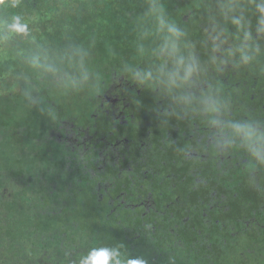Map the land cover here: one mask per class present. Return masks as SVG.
Masks as SVG:
<instances>
[{
	"label": "trees",
	"instance_id": "trees-1",
	"mask_svg": "<svg viewBox=\"0 0 264 264\" xmlns=\"http://www.w3.org/2000/svg\"><path fill=\"white\" fill-rule=\"evenodd\" d=\"M9 3L16 6H0V264H79L94 247H119L120 264L130 257L147 264H264V235L242 243L234 219L157 230L129 213L114 214L94 171H54L84 168L56 135L63 121H89L108 66H134L169 45L156 31L153 3L163 6L177 28L185 25L184 13L197 9V15L231 18L237 29L246 28L242 37L250 38L264 27V0ZM12 16L27 29L9 32ZM38 47L60 72L28 66L26 55ZM69 76L77 86L66 85Z\"/></svg>",
	"mask_w": 264,
	"mask_h": 264
},
{
	"label": "flooded vegetation",
	"instance_id": "flooded-vegetation-1",
	"mask_svg": "<svg viewBox=\"0 0 264 264\" xmlns=\"http://www.w3.org/2000/svg\"><path fill=\"white\" fill-rule=\"evenodd\" d=\"M206 14L184 13L177 53L164 43L134 66H108L89 121H63L56 135L84 168L54 171H94L111 211L146 227L234 219L248 240L264 235V161L228 143L224 126L264 130V27L242 37L231 18ZM180 59L193 70L187 80Z\"/></svg>",
	"mask_w": 264,
	"mask_h": 264
},
{
	"label": "clouds",
	"instance_id": "clouds-1",
	"mask_svg": "<svg viewBox=\"0 0 264 264\" xmlns=\"http://www.w3.org/2000/svg\"><path fill=\"white\" fill-rule=\"evenodd\" d=\"M0 6L14 8L15 4H10L9 0H0ZM150 15L155 20L156 31L165 35V40L171 45L172 53L178 52V41L180 40L182 33L175 26V24L169 22L166 16V12L163 6L159 3H153L151 5ZM19 16H12L11 21L7 24V30L9 32H16L18 27H23L25 30L27 26L19 24ZM23 33H17L22 35ZM28 66L41 73H53L56 74L61 71L55 62L51 61L48 51L42 47L31 51L26 55ZM181 68H184L185 76L187 80L193 73L191 67H184L183 60L177 61V72ZM87 79L85 74L83 77ZM66 85L69 87L77 86V79L73 76H69ZM210 113H218L220 111V105L218 103H210L206 109ZM213 125H219L222 122L216 119L211 121ZM228 131L226 135L229 137L228 143H234L239 141V145L256 160L264 161V130L255 127L251 122H237L231 121L224 126ZM121 251L119 247H94L91 248L86 255H82L79 259V264H120ZM125 264H147L142 257H130L126 260Z\"/></svg>",
	"mask_w": 264,
	"mask_h": 264
},
{
	"label": "rangeland",
	"instance_id": "rangeland-1",
	"mask_svg": "<svg viewBox=\"0 0 264 264\" xmlns=\"http://www.w3.org/2000/svg\"><path fill=\"white\" fill-rule=\"evenodd\" d=\"M156 54H157V53H155L154 55H156ZM154 55H153V56H154ZM153 56H152V57H153ZM152 57H150V58H152ZM111 70H113V69H110V68H109V71H111ZM98 90L100 91V89H98ZM75 105H76V104H75ZM91 107H92V105H89V108H86V109H89V111H90ZM88 117H89V115H88ZM246 241H248V240L242 239V243H245ZM248 242H249V241H248ZM241 245H242V244H241ZM242 246H243V245H242Z\"/></svg>",
	"mask_w": 264,
	"mask_h": 264
}]
</instances>
